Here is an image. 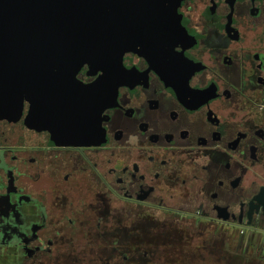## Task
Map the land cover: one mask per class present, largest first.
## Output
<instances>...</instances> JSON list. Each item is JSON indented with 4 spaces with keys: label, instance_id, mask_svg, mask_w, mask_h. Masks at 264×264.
<instances>
[{
    "label": "flooded vegetation",
    "instance_id": "af4514ba",
    "mask_svg": "<svg viewBox=\"0 0 264 264\" xmlns=\"http://www.w3.org/2000/svg\"><path fill=\"white\" fill-rule=\"evenodd\" d=\"M179 11L188 35L154 61L167 81L128 52L129 84L99 130H84L102 144L53 138L27 99L18 121L0 119V264H109L111 220L123 264L132 248H168L159 222L213 234L218 224L264 227V0H183ZM102 70L87 61L75 79L91 84ZM69 96L56 94L60 109ZM92 97L101 103L104 89ZM62 114L70 126L60 118L59 136L72 135V111ZM74 203L92 213L58 207Z\"/></svg>",
    "mask_w": 264,
    "mask_h": 264
},
{
    "label": "water",
    "instance_id": "95a60500",
    "mask_svg": "<svg viewBox=\"0 0 264 264\" xmlns=\"http://www.w3.org/2000/svg\"><path fill=\"white\" fill-rule=\"evenodd\" d=\"M182 2L0 0V119L18 121L27 99L53 138L75 145L102 144L104 135L90 136L84 130L89 125L99 130L101 112L115 105L118 87L129 84L132 75L124 64L128 52L144 55L167 81L165 67L154 61H165L160 56L167 47L188 35L179 11ZM87 61L93 66L102 61L103 70L94 83L84 85L75 74ZM59 86L70 87L61 91ZM103 89L106 98L94 105L92 96ZM56 94L71 95L61 109ZM66 109L72 111L73 133L59 136L60 123L70 126L62 114ZM258 203L264 208L263 200ZM249 219L252 226L251 214Z\"/></svg>",
    "mask_w": 264,
    "mask_h": 264
},
{
    "label": "trees",
    "instance_id": "16d2710c",
    "mask_svg": "<svg viewBox=\"0 0 264 264\" xmlns=\"http://www.w3.org/2000/svg\"><path fill=\"white\" fill-rule=\"evenodd\" d=\"M155 229L158 244L167 245L168 248L156 252H139L143 258L156 254L164 255L167 264H244L243 255L232 254L226 247L225 238H221L220 234L208 233L199 245L193 246V234L189 230H183L178 226L168 230L159 224ZM128 253L125 252L126 259L129 257Z\"/></svg>",
    "mask_w": 264,
    "mask_h": 264
},
{
    "label": "rangeland",
    "instance_id": "374dc122",
    "mask_svg": "<svg viewBox=\"0 0 264 264\" xmlns=\"http://www.w3.org/2000/svg\"><path fill=\"white\" fill-rule=\"evenodd\" d=\"M58 207H63V211L67 212L68 214H74V213H86V214H91L92 210L89 208L88 205L85 204H80V203H74L71 205H67L64 207V205H58ZM78 223L80 222L77 221ZM90 224H92L91 221H89ZM110 225H109V248L107 251H105L104 253V257H106V255L108 256V261L109 264H123V249L118 248L117 245L114 244L113 240H114V231H112V229L114 228V224L116 221H109ZM171 223V224H170ZM179 225V227H181L183 230H189L192 234H193V239H192V245L193 246H197L199 245L202 241L204 240L203 238H205L208 233H211L212 230H208L205 231L204 229H202L199 226H187L188 222H177ZM116 224V223H115ZM164 225V222H159V225ZM170 225H165V227H167V229H171L174 226H177L175 222H169ZM173 225V226H171ZM93 224H92V229H93ZM159 228H163V227H159ZM75 234L79 237L82 234V228L80 226H76L75 228ZM66 230H69V226H66ZM217 230H221L222 233L221 238H225V242H226V247H228L230 249V252L232 254H237L238 253V245H239V240L242 238V233H240V229L239 228H235L232 227L230 224H218L217 225ZM224 232V233H223ZM227 234H226V233ZM207 234V235H206ZM218 234V233H217ZM129 252V257L128 259H126L125 264H167V260L165 258L164 255H158L156 256V254H154V256H150L147 258H143L142 255L136 251L135 249H131V251H126ZM239 254V253H238ZM98 256L97 253L94 251V256Z\"/></svg>",
    "mask_w": 264,
    "mask_h": 264
},
{
    "label": "crops",
    "instance_id": "0c3cea01",
    "mask_svg": "<svg viewBox=\"0 0 264 264\" xmlns=\"http://www.w3.org/2000/svg\"><path fill=\"white\" fill-rule=\"evenodd\" d=\"M241 228L245 229V233L242 234L237 249L244 257V264H264V227Z\"/></svg>",
    "mask_w": 264,
    "mask_h": 264
}]
</instances>
